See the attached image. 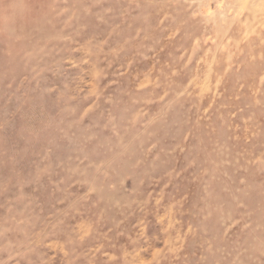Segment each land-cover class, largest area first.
Returning <instances> with one entry per match:
<instances>
[{
    "label": "rangeland",
    "instance_id": "obj_1",
    "mask_svg": "<svg viewBox=\"0 0 264 264\" xmlns=\"http://www.w3.org/2000/svg\"><path fill=\"white\" fill-rule=\"evenodd\" d=\"M0 264H264V0H0Z\"/></svg>",
    "mask_w": 264,
    "mask_h": 264
}]
</instances>
